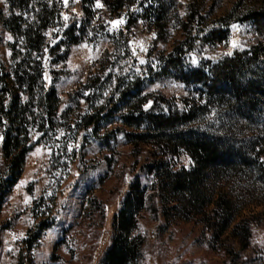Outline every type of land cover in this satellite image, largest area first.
<instances>
[{
	"label": "rangeland",
	"instance_id": "rangeland-1",
	"mask_svg": "<svg viewBox=\"0 0 264 264\" xmlns=\"http://www.w3.org/2000/svg\"><path fill=\"white\" fill-rule=\"evenodd\" d=\"M237 1L164 0L167 27L163 31L155 25L149 0H133L118 12L102 1L103 7H97L96 0H68L67 5L61 0L63 18L67 15L68 19L64 26L46 31L47 48L42 58L44 87L46 93L56 91L58 109L54 126L38 134L39 143L27 154L19 181L0 204V264H21L24 241L40 223L50 226L32 246L27 264H101L116 234L114 217L136 179L149 190L147 195H152L132 232L144 241L137 264H233L224 250L210 243L211 234L198 220L187 222L171 216L167 220L163 216V204L150 191L151 178L141 171L151 161L150 150L130 144L127 138L146 128L137 130L123 123L126 109L118 101L116 88L141 78L145 81L141 96L148 97L151 105L166 101V107L185 111L205 103L197 85L177 80L157 82L150 70L156 73L160 56L170 54L184 39L182 23L191 5L201 10L210 25L226 17ZM4 9L0 0L1 17L9 15L8 5L7 12ZM117 19L123 22L109 23ZM74 24L78 31L68 43L76 38L78 43H67L52 55L51 49L64 39V30ZM233 24L238 27L233 29ZM227 30L226 44L197 48L188 56L186 67L217 62L229 56V51L233 54L256 41L250 24L230 21ZM13 41L0 25V61L8 72L14 65L9 47ZM116 103L122 105L120 110H114ZM150 106L143 108L148 111ZM100 107L105 108L102 115L109 116L87 127L88 119ZM36 111L39 114V109ZM178 164L189 169L193 162L182 152ZM207 188L210 194L224 191L236 197L240 217L253 216L251 247L241 254L240 264H259V257L264 256V185L253 176H228L219 180L210 177Z\"/></svg>",
	"mask_w": 264,
	"mask_h": 264
},
{
	"label": "trees",
	"instance_id": "trees-1",
	"mask_svg": "<svg viewBox=\"0 0 264 264\" xmlns=\"http://www.w3.org/2000/svg\"><path fill=\"white\" fill-rule=\"evenodd\" d=\"M100 1L113 12L133 3ZM149 1L155 25L164 31V0ZM7 5L9 15L0 16V25L14 39L9 46L14 65L8 72L0 61V130L4 137L0 143V204L19 181L27 154L39 143L38 134L47 126H54L59 98L55 90L46 93L42 58L47 48L46 31L64 26L65 22L61 0H7ZM230 21L250 24L256 41L217 62L187 68L188 56L195 54L197 48L226 44ZM182 30L184 39L170 54L161 55L158 71L150 73L157 82L177 80L188 86L197 85L205 103L181 111L176 106L166 107V101H153L145 111L148 97L140 93L145 81L136 78L125 87L116 88L118 101L126 109L121 118L128 127L146 128L127 138L130 144L150 150L151 161L141 171L151 178L150 191L163 204L165 219L171 216L187 222L198 220L211 234L210 243L224 250L233 264H240L241 254L251 247L253 216L240 217L236 197L224 191L210 194L207 182L210 177L219 180L253 176L264 185V0H238L226 17L210 25L205 23L201 10L191 5ZM75 31L77 25L67 27L64 39L51 49V54L66 45ZM70 42L77 44L78 39ZM104 110L100 107L86 126L109 116L102 115ZM37 116L41 119L36 122ZM182 152L193 162L189 169L178 164ZM147 191L139 179L129 185L122 209L114 217L116 234L101 264H137L141 259L144 241L132 232L137 228V216L152 196ZM49 226L40 223L24 241L21 264H27L32 246ZM258 261L264 264V256Z\"/></svg>",
	"mask_w": 264,
	"mask_h": 264
},
{
	"label": "snow or ice",
	"instance_id": "snow-or-ice-1",
	"mask_svg": "<svg viewBox=\"0 0 264 264\" xmlns=\"http://www.w3.org/2000/svg\"><path fill=\"white\" fill-rule=\"evenodd\" d=\"M3 2L5 3V9H4V11L7 12V0H3ZM63 2H64L65 5H67L68 0H63ZM96 6H97V7H103V5L100 4V0H96ZM64 19H65V20L68 19L67 15H65ZM122 22H123L122 19H117V20H114V21H110L109 23L112 24V25H118V24H120V23H122ZM237 27H238V26L235 25V24L232 25V28H233V29H235V28H237ZM9 39H11V37H9ZM232 46H233V47H236V43H235V41L232 42ZM231 54H232L231 51H229L228 53H226V55H231ZM141 63H144V61L141 60ZM192 63H193V64L197 63L195 57H193V59H192ZM150 105H151V101H148V103H146V104L144 105L145 109H147ZM5 123H6V122H5ZM3 139H4V137H3L2 135H0V142H2ZM20 183L23 184L24 182L21 181Z\"/></svg>",
	"mask_w": 264,
	"mask_h": 264
}]
</instances>
